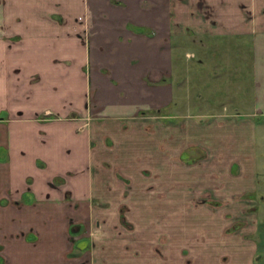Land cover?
Wrapping results in <instances>:
<instances>
[{
	"label": "crops",
	"instance_id": "0c3cea01",
	"mask_svg": "<svg viewBox=\"0 0 264 264\" xmlns=\"http://www.w3.org/2000/svg\"><path fill=\"white\" fill-rule=\"evenodd\" d=\"M191 36L252 38L249 113L170 112L174 43ZM261 117L264 0H0V264H137L187 194L205 199L190 214L203 208L213 237L168 230L161 263L210 245L225 264L241 227L223 204L254 191Z\"/></svg>",
	"mask_w": 264,
	"mask_h": 264
},
{
	"label": "rangeland",
	"instance_id": "374dc122",
	"mask_svg": "<svg viewBox=\"0 0 264 264\" xmlns=\"http://www.w3.org/2000/svg\"><path fill=\"white\" fill-rule=\"evenodd\" d=\"M235 39L236 38H233L234 41L228 39L224 41L204 39L201 41L200 38H193V36H191L182 43H174L175 61L176 63H178V61H183L181 71H183L184 80L183 82L178 81L174 84L176 90L174 106L170 108V112L173 110L174 113H204L206 115H214L225 112L226 110L229 113H236L234 111H237L244 114L252 110V83L250 77L252 38L243 37L241 38L242 42H240V40L237 41L238 38L236 41ZM181 51L182 53H180ZM186 53H188L189 56ZM177 55L179 58H177ZM200 60H202V64H199ZM252 129L255 133L254 148L256 150L258 171L255 172V180L252 188L254 191H252V195L249 196L250 198L247 196H245V198H233L231 204H223L224 206H228V212H233L235 217L233 220L236 222L233 225L234 229L232 228V232L241 227L239 229L240 231L232 233V235L226 236L225 238L226 245L230 248V252L227 253L229 255L222 253L220 257L225 264L230 263L232 258L240 259L241 257L242 264H264V117L255 120ZM1 130L0 140H3L4 134H2ZM190 146L192 145H188L186 152L189 158L192 159V152H194L193 150L198 146ZM186 160L187 159H185V161ZM242 174H245V172H241V175ZM188 190L189 189H187V191ZM190 200L191 198L187 194L186 198H182L178 202V206L180 208L182 207L185 213L180 221L176 219L162 221L161 217L158 218L159 216L156 217L157 219H154L157 228H151V233L153 234L147 246L153 247V245L157 243L158 248L152 249V251H141L140 254H138L140 256L137 257V264H151L153 262L163 264L160 261L161 251L159 246L161 244L159 241L161 239L166 240L167 238V242H169L168 235H166L168 230L171 232L176 230L178 236L184 234V237H187L188 234H190V240H193L199 237L195 232H198V230L202 228L207 233L208 238L213 237L210 234L212 220H209L204 209L198 207V213L195 212V214H190L197 209L189 205L194 204V207L202 206L205 204L202 200L205 199L194 198L193 204L190 203ZM212 202L218 206L221 204L219 200H213ZM158 207H160L159 202ZM242 207H245V210H243L245 213L242 212ZM170 209L171 207L168 212L171 211ZM156 211L154 209L153 214L159 215L160 213ZM60 220L61 218H58V222H60ZM45 221L46 220L43 219L42 223ZM121 221L126 229H133V225L125 221L124 217ZM165 222H168V227L165 225ZM238 223H243L244 227L241 225H238L239 227L235 226V224L237 225ZM144 230L146 229H143V231ZM242 240L244 242L242 247L244 248L240 251V249L236 248L235 243ZM161 241L164 242L163 240ZM182 251H184L185 254H180V252L178 253L176 250H169L170 257L172 259L177 258L181 260V264L212 263L214 252L210 245L207 250L196 249L193 252L189 251V249H184ZM178 254L180 255L176 257ZM229 256H231V258ZM60 257L63 258L62 254H60ZM182 261L184 262L182 263Z\"/></svg>",
	"mask_w": 264,
	"mask_h": 264
}]
</instances>
